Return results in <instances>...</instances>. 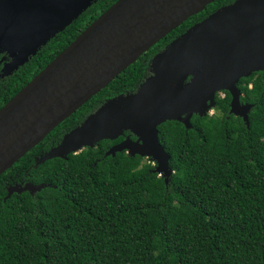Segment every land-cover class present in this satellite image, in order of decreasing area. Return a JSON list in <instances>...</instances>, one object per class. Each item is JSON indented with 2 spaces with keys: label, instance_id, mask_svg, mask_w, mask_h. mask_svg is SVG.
I'll return each instance as SVG.
<instances>
[{
  "label": "trees",
  "instance_id": "obj_1",
  "mask_svg": "<svg viewBox=\"0 0 264 264\" xmlns=\"http://www.w3.org/2000/svg\"><path fill=\"white\" fill-rule=\"evenodd\" d=\"M115 1L98 0L32 56L0 94V109ZM233 1L215 0L188 18L0 175V264H264L260 72L239 83L241 100L254 104L248 120L230 112L232 96L223 91L213 113L194 115L190 128L159 125L168 180L139 154L106 155L109 139L40 161L107 98L136 90L152 57L176 36ZM28 182L47 185L5 200L10 185Z\"/></svg>",
  "mask_w": 264,
  "mask_h": 264
},
{
  "label": "water",
  "instance_id": "obj_2",
  "mask_svg": "<svg viewBox=\"0 0 264 264\" xmlns=\"http://www.w3.org/2000/svg\"><path fill=\"white\" fill-rule=\"evenodd\" d=\"M96 1L6 0V10H0V52L14 58L12 69L24 65ZM213 1L116 0L0 109V175ZM149 71L136 90L107 98L40 161L67 158L129 131L137 139L127 136L106 155L127 150L148 157L168 180L173 169L160 141V124L176 120L190 128L192 117L209 114L223 91L232 96L230 112L248 120L254 104L241 102L238 84L253 72L264 76V0H234L217 8L157 52ZM46 185H10L5 200Z\"/></svg>",
  "mask_w": 264,
  "mask_h": 264
},
{
  "label": "flooded vegetation",
  "instance_id": "obj_3",
  "mask_svg": "<svg viewBox=\"0 0 264 264\" xmlns=\"http://www.w3.org/2000/svg\"><path fill=\"white\" fill-rule=\"evenodd\" d=\"M98 1V0H97ZM97 1L96 2H94L93 4H95V3H97ZM0 10H3V11H5L6 10V0H0ZM93 4H92V6H93ZM91 7V6H90ZM89 7V8H90ZM88 8V9H89ZM87 9V10H88ZM86 10V11H87ZM86 11H84V12H86ZM83 12V13H84ZM82 13V14H83ZM81 14V15H82ZM81 15H80V17H81ZM0 17H1V15H0ZM79 17V18H80ZM78 18V19H79ZM16 19H17V16H15V24H16ZM78 19H76V20H74V21H77ZM18 20V19H17ZM73 21V22H74ZM72 22V23H73ZM18 23V22H17ZM20 23V22H19ZM71 23V24H72ZM4 24H5V22H4ZM70 24V25H71ZM69 26V25H68ZM67 26V27H68ZM66 27V28H67ZM66 28L63 30V31H61V32H59V33H57L50 41H52V40H54L55 38H57L60 34H62V33H64L65 32V30H66ZM14 31H15V29H14ZM16 33V32H15ZM18 33V32H17ZM15 37V39H14V42H18V41H20V34H19V36H14ZM49 41V42H50ZM73 41V40H72ZM13 61H14V58L13 57H11L7 52H0V94L2 93V92H4L7 88H8V86L10 85V84H12L13 83V81L20 75V73L22 72V70L24 69V67H25V65L30 61V59H29V61L27 62V63H25L24 65H22V66H20V67H18V68H15V69H12V63H13ZM149 70V69H148ZM258 72H260L261 74H262V76H263V72L262 71H257V72H253V73H258ZM252 73V74H253ZM251 74V75H252ZM149 75H150V71H149ZM250 75V76H251ZM249 77V76H248ZM264 77V76H263ZM244 78V77H243ZM242 79V78H241ZM241 79H240V81H241ZM240 81H239V83H240ZM239 85V84H238ZM252 85V84H251ZM250 85V86H251ZM241 102L244 104V103H247V102H244V101H242L241 100ZM127 136H130L133 140H136L137 139V137H135L133 134H131L129 131H126L125 132V134H124V136H121L122 138H118V139H116L115 140V142H113L112 144H111V146H110V148L112 147V146H114V145H116V144H118L119 142H121L122 140H124ZM114 141V140H113ZM123 151H126L127 152V150H123ZM119 152H122V151H119ZM128 153V152H127Z\"/></svg>",
  "mask_w": 264,
  "mask_h": 264
},
{
  "label": "rangeland",
  "instance_id": "obj_4",
  "mask_svg": "<svg viewBox=\"0 0 264 264\" xmlns=\"http://www.w3.org/2000/svg\"><path fill=\"white\" fill-rule=\"evenodd\" d=\"M219 94L222 96L224 93L221 92V93H219ZM211 113H213V110L210 111V114H211ZM145 158H146L145 160H146L147 162H148V161L153 162V161H152L151 159H149L148 157H145ZM154 163H155V162H153V164H154Z\"/></svg>",
  "mask_w": 264,
  "mask_h": 264
},
{
  "label": "built area",
  "instance_id": "obj_5",
  "mask_svg": "<svg viewBox=\"0 0 264 264\" xmlns=\"http://www.w3.org/2000/svg\"><path fill=\"white\" fill-rule=\"evenodd\" d=\"M224 96H225V94L222 95V97H224Z\"/></svg>",
  "mask_w": 264,
  "mask_h": 264
}]
</instances>
